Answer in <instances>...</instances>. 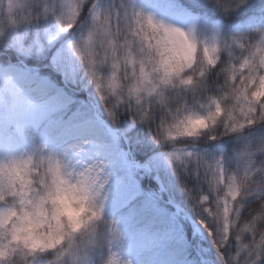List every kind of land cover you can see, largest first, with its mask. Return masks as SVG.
I'll return each instance as SVG.
<instances>
[{
	"label": "clouds",
	"instance_id": "clouds-1",
	"mask_svg": "<svg viewBox=\"0 0 264 264\" xmlns=\"http://www.w3.org/2000/svg\"><path fill=\"white\" fill-rule=\"evenodd\" d=\"M208 2L227 15L247 0ZM89 3L0 0V46L9 31L49 16L65 32L77 29ZM137 12L138 19L130 11L126 16L105 9L70 45L114 124L127 112L134 123L149 127L157 144L179 147V141L219 139L264 122V33L259 39H208ZM213 70L216 80L210 81ZM256 153H264V142L239 154L242 168L236 171L221 172L219 161L197 160L211 193L181 185L222 264L264 261V198L242 214L245 198L264 193V161L256 163ZM172 159L174 171L187 170L188 161L176 154ZM107 167L98 159L77 169L54 151L0 158V264H87L104 223ZM110 232L119 240L116 226ZM233 240L237 247L225 256ZM103 264L132 261L111 251Z\"/></svg>",
	"mask_w": 264,
	"mask_h": 264
},
{
	"label": "trees",
	"instance_id": "trees-1",
	"mask_svg": "<svg viewBox=\"0 0 264 264\" xmlns=\"http://www.w3.org/2000/svg\"><path fill=\"white\" fill-rule=\"evenodd\" d=\"M92 4L90 0L89 5L85 6L81 16L84 23L81 26L90 24L92 15L89 8ZM112 8L120 13L135 8L170 26L194 30L208 39L222 40L245 36L259 39L260 34L264 33V0H247L238 11L229 12L227 15L213 7L208 0H103L100 11ZM49 18L50 16L39 24H29L27 27L24 25L16 29L26 46L35 42L47 44L45 37L48 35L45 31L42 32L41 25L47 23ZM5 48L0 47V65L18 64L23 60L28 66L38 67L39 73L51 82L62 85V77L51 68L49 54L43 58L36 55L25 57L12 47L7 50H4ZM226 56L227 54L225 58ZM81 72L85 78L82 81V77L78 78V84L71 87L74 89L72 95L76 99L66 106L67 112L59 129L92 117V108L87 96L100 107V98L83 68ZM209 80H216L215 70L210 74ZM100 114L106 118L105 110L100 108ZM110 124L117 130L114 138L120 150L126 152L128 149L129 159L137 161L141 167L139 170L133 168L132 171L134 181L139 182L143 188V194L112 215L104 213V223L99 230L97 243L90 250L87 264H103L111 251H118L125 261L131 260L132 264H211L214 258L209 254L210 246L205 234L200 230L196 233L198 235L192 233L189 224L176 216L166 201L177 204L180 213L200 222V215L193 211L189 199L181 189V185L186 184L194 191L211 193L204 173L195 167L196 161H220L229 171L241 169L239 154L246 147H257L264 142V122L246 128L242 133L222 136L215 140L201 137L177 142L180 145L177 148H189L194 151L185 157L188 161L187 170L177 167L175 171L173 167L155 171L149 165L148 159L155 154L168 152L176 146L171 143L157 144L149 127L134 123L127 112L121 115L118 124H114L111 119ZM8 130L11 134L12 126ZM255 161H264V153H256ZM150 191L159 192L161 198L152 195ZM261 198H264V193L260 192L245 198L242 214L257 205ZM171 218L175 220L171 221ZM113 223L119 232V240L111 238L110 228ZM236 247L237 242L231 241L224 249L225 256H230Z\"/></svg>",
	"mask_w": 264,
	"mask_h": 264
},
{
	"label": "rangeland",
	"instance_id": "rangeland-1",
	"mask_svg": "<svg viewBox=\"0 0 264 264\" xmlns=\"http://www.w3.org/2000/svg\"><path fill=\"white\" fill-rule=\"evenodd\" d=\"M41 26L43 27L42 32L45 31V34L51 35L48 43L54 45L61 41V35L67 33L55 17L50 16L47 23H42ZM13 31H16V29L9 31L4 38L5 44L3 47L9 45L21 54H31L33 51L26 49L23 46L21 37L14 35ZM74 38L75 36L61 42L59 45H63L61 47L63 51L55 55L63 72L67 74L65 76L67 77L66 80L77 79L78 59L73 55L70 47ZM43 49L40 46L38 52H42ZM0 69L3 70L2 75H0V115L15 123L18 135L16 139L2 141V131H0V158L8 159L34 153L33 143L37 128L43 122L49 120L47 122L48 131L53 132L54 130L56 119L53 121L50 118L53 114L52 111L55 109V107H51L55 102L53 97H57L59 102H63L70 96L65 89L54 85L46 78L40 77L35 71L27 67L18 68L15 65H10ZM16 83H19V87L23 89V95H20L21 91L13 86ZM99 103L103 105L101 100H99ZM106 114L109 116L107 112ZM0 123H3L2 119ZM112 136L111 130L107 129L100 119L92 118L57 134L54 141L60 145L55 153L65 158L71 157L75 163L73 167L77 169H81L98 159L107 163L110 182L106 186L108 198L104 202V206L108 207L109 205L112 208L111 212H116L140 195L141 190L136 183L132 182L130 164L119 153ZM189 152L190 150L174 149V151L166 154L154 156L152 164L157 169L171 167L176 163L172 159L173 154L184 159ZM214 250L217 251L216 247H214ZM38 264H46V261L41 260Z\"/></svg>",
	"mask_w": 264,
	"mask_h": 264
},
{
	"label": "snow or ice",
	"instance_id": "snow-or-ice-1",
	"mask_svg": "<svg viewBox=\"0 0 264 264\" xmlns=\"http://www.w3.org/2000/svg\"><path fill=\"white\" fill-rule=\"evenodd\" d=\"M97 3H98V0H95V2L89 8V11H90L93 19H95L102 12V11L97 9ZM129 11H130L132 17L138 19V12H137V10L135 8H132L131 10H126L125 11V15L126 16L128 15ZM117 15L119 17V14H117ZM147 20H148V23L150 25L153 23V18L151 16H148ZM173 30L174 31H179V28H175ZM53 101H55L57 103V105L59 104V100H58L57 97H53ZM254 123H255V121H253V120H249L248 121L249 125H254ZM239 127L243 128V125H240ZM233 131H236V129L234 128ZM212 139L215 140V138H212ZM189 155H191V153H189ZM218 166H219V170L222 172L223 171L222 162L219 161V165ZM113 227L115 228V224L114 223H113Z\"/></svg>",
	"mask_w": 264,
	"mask_h": 264
}]
</instances>
